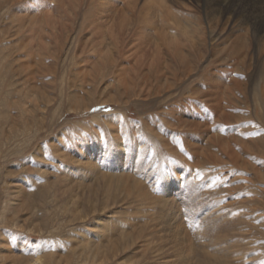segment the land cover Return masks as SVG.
Instances as JSON below:
<instances>
[{"label": "rangeland", "instance_id": "obj_1", "mask_svg": "<svg viewBox=\"0 0 264 264\" xmlns=\"http://www.w3.org/2000/svg\"><path fill=\"white\" fill-rule=\"evenodd\" d=\"M71 3L0 0V264H264V55Z\"/></svg>", "mask_w": 264, "mask_h": 264}, {"label": "bare ground", "instance_id": "obj_2", "mask_svg": "<svg viewBox=\"0 0 264 264\" xmlns=\"http://www.w3.org/2000/svg\"><path fill=\"white\" fill-rule=\"evenodd\" d=\"M73 1L74 4H71L74 5L72 8L75 10V12L73 10L72 12L78 15L82 12L81 10H84L88 2L91 1L90 9L87 12L89 14V18L91 19L90 25L93 23L101 25L104 22H109L110 24V20L112 21V19L114 20L119 18L120 22L117 25H115L116 20H114L111 22L112 27L111 25L108 26V28L110 27L109 29H111L113 34L118 35V37L115 38H121L120 35L123 36L130 33L135 34L133 31L134 29L136 31L135 26L137 22L140 21L141 27L139 30H137L138 37H135V39L143 40V36L148 33V30L152 31L158 28V22L160 21V27L163 28L162 33H165L168 36L169 43L172 46L170 49L177 51L178 55H183V49L185 51L212 52L217 55V61L219 60V63H222L223 65L229 60H232L235 56L238 57L241 55H243V61L244 64H246L250 61L248 59L251 55L250 53L255 52L256 50L260 51L261 55H264V0H189L190 2L195 1L200 9L197 7L194 8L193 4V6H191V4L186 2L187 0H145L144 5L141 7L138 4L139 0H127L126 2L128 3L124 6H120L121 2L119 3L118 0ZM131 26H133L132 32H130ZM117 42L119 43V41ZM116 48H118V44ZM254 55L256 54L254 53ZM228 57L230 58L228 59ZM183 58L184 56L181 57V59ZM262 58H260V60H263L264 62V57L262 56ZM155 63L156 62H154V65ZM262 64L259 63V65ZM223 69L222 79L219 80L220 82L222 81L221 85L227 87L233 86L235 92H243L246 94L247 90L244 83L245 81L243 82L242 80V82L238 83L235 77L243 76L244 80H246V78L248 80H253L254 75L248 72L245 74H240L237 71L235 74L236 76H234V79H232L228 75H230L233 70H229L227 67H224ZM226 79L229 82L225 83ZM230 83L238 85L234 86ZM163 84H166V81ZM220 90L223 93L222 89ZM138 162H140V160ZM104 200L102 204L105 203ZM175 241L176 240H174V242ZM12 260L15 259L13 258ZM36 262L42 264L40 258H38Z\"/></svg>", "mask_w": 264, "mask_h": 264}]
</instances>
